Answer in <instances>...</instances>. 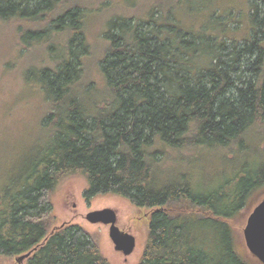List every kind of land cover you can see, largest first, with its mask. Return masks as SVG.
I'll return each mask as SVG.
<instances>
[{"label": "trees", "instance_id": "1", "mask_svg": "<svg viewBox=\"0 0 264 264\" xmlns=\"http://www.w3.org/2000/svg\"><path fill=\"white\" fill-rule=\"evenodd\" d=\"M109 1L0 0V21L24 22L18 38L46 40L48 60L35 78L47 103L41 141L1 191L0 256L110 264L82 228H52L49 194L78 176L86 199L112 195L151 210L138 264H259L237 252L229 222L264 196L262 9L251 4L248 38L237 41L223 23L185 31L167 0H143L145 18L105 24L98 95L81 81L85 27ZM212 152L232 164L230 176L204 178L198 163Z\"/></svg>", "mask_w": 264, "mask_h": 264}, {"label": "rangeland", "instance_id": "2", "mask_svg": "<svg viewBox=\"0 0 264 264\" xmlns=\"http://www.w3.org/2000/svg\"><path fill=\"white\" fill-rule=\"evenodd\" d=\"M167 2L173 6L174 19L185 31H199L206 23H223L226 25L225 35L237 41L248 38L251 4L256 3L257 8L264 11V0H167ZM107 4L108 8L97 7L94 10L88 17L85 27V39L91 52L82 58L84 75L81 81L90 90L94 88L95 94L98 95L106 86L98 66L106 46L100 37L106 22L117 15L142 19L146 17L148 11V6L143 0H110ZM93 6L97 4L94 3ZM262 11L259 12V17L264 15ZM25 27L24 22L17 20L0 21V196L1 191L28 167L34 147L41 141V118L47 111L46 98L40 84L35 81L40 69L48 63L44 50L47 43L46 40L39 43L30 41L27 46L24 45L18 35L25 31ZM261 150H264L263 147ZM173 157L175 153L171 154V158ZM257 160L255 157L252 162L258 163ZM198 164L203 165V176L208 181L221 174L227 176L232 174H230L232 164H225L220 152L208 154L202 163ZM86 189L87 184L82 177H67L59 182L49 194L54 217L52 228L61 225L78 226L92 237L101 255L110 264H138L146 243L151 210L138 209L128 201L112 195H98L86 199L83 196ZM259 199L244 207L229 222L236 239L235 248L244 258H248L249 253L244 244L243 229L252 207ZM103 209L113 210L116 215V226L127 231L135 239V248L125 260L114 250L108 236L109 227L90 224L85 220L89 212ZM18 257L0 256V264H26L25 259L17 263Z\"/></svg>", "mask_w": 264, "mask_h": 264}, {"label": "water", "instance_id": "3", "mask_svg": "<svg viewBox=\"0 0 264 264\" xmlns=\"http://www.w3.org/2000/svg\"><path fill=\"white\" fill-rule=\"evenodd\" d=\"M85 220L90 224L108 226V236L114 250L124 256L130 255L135 248L132 235L121 232L116 226V215L111 209L89 212ZM243 240L249 255L259 264H264V196L252 207L243 229ZM30 252L19 256L17 263L28 258Z\"/></svg>", "mask_w": 264, "mask_h": 264}, {"label": "flooded vegetation", "instance_id": "4", "mask_svg": "<svg viewBox=\"0 0 264 264\" xmlns=\"http://www.w3.org/2000/svg\"><path fill=\"white\" fill-rule=\"evenodd\" d=\"M118 229H119V228H118ZM119 230H120L121 232H123V233H127V234H129L127 231H125V230H123V229H119ZM116 253H117V254L119 253L120 255H122L123 258H124V260H125V258H127V257L129 256V255H128V256H124L121 252H117V251H116ZM119 254H118V255H119ZM130 255H131V254H130Z\"/></svg>", "mask_w": 264, "mask_h": 264}]
</instances>
